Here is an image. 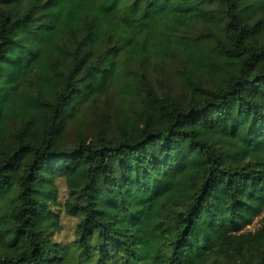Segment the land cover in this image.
I'll use <instances>...</instances> for the list:
<instances>
[{
	"label": "trees",
	"instance_id": "1",
	"mask_svg": "<svg viewBox=\"0 0 264 264\" xmlns=\"http://www.w3.org/2000/svg\"><path fill=\"white\" fill-rule=\"evenodd\" d=\"M259 137L264 0H0V264H264Z\"/></svg>",
	"mask_w": 264,
	"mask_h": 264
},
{
	"label": "rangeland",
	"instance_id": "2",
	"mask_svg": "<svg viewBox=\"0 0 264 264\" xmlns=\"http://www.w3.org/2000/svg\"><path fill=\"white\" fill-rule=\"evenodd\" d=\"M204 31V27H199L198 25H193L189 30L190 33L197 32L198 30ZM172 62V63H171ZM171 62H158L156 65L148 68L146 71L147 78L150 82L152 88L158 92L160 95L166 93H178L182 90V81L176 75L173 68L178 66V60L175 58L171 60ZM117 98L115 92H112L108 96L104 97L97 105L94 110L84 111L83 114L80 115L78 120V124H73L70 130L71 136L74 135L75 130L78 126L84 127L88 133H91V127H93V122L97 118H101L102 120H106V117L110 116L112 113V108L115 105ZM205 139L210 138V132L204 131L202 133ZM259 142L258 149H253L252 145L249 146L248 152L244 156L245 161L254 162L259 168L264 169V139L258 138ZM58 187H59V196L58 200L61 205L54 206L55 212H57L60 220V231L56 232L53 236L54 240L61 245L68 244L74 238V230L77 224L78 219L73 216L67 215L62 208V203L66 198V189L65 184L62 179H58ZM262 217H258L251 225H249L246 229L248 231H253L255 228L259 226V221Z\"/></svg>",
	"mask_w": 264,
	"mask_h": 264
}]
</instances>
